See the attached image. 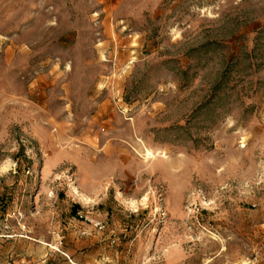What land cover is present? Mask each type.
I'll return each mask as SVG.
<instances>
[{
	"label": "rangeland",
	"instance_id": "rangeland-1",
	"mask_svg": "<svg viewBox=\"0 0 264 264\" xmlns=\"http://www.w3.org/2000/svg\"><path fill=\"white\" fill-rule=\"evenodd\" d=\"M248 260L264 0H0V264Z\"/></svg>",
	"mask_w": 264,
	"mask_h": 264
},
{
	"label": "built area",
	"instance_id": "built-area-1",
	"mask_svg": "<svg viewBox=\"0 0 264 264\" xmlns=\"http://www.w3.org/2000/svg\"><path fill=\"white\" fill-rule=\"evenodd\" d=\"M240 264H252L250 260L245 261V262H241Z\"/></svg>",
	"mask_w": 264,
	"mask_h": 264
},
{
	"label": "bare ground",
	"instance_id": "bare-ground-1",
	"mask_svg": "<svg viewBox=\"0 0 264 264\" xmlns=\"http://www.w3.org/2000/svg\"><path fill=\"white\" fill-rule=\"evenodd\" d=\"M146 154H147V156H153L149 151H146ZM147 158V157H146ZM79 194V193H78ZM76 196H77V194H76ZM85 199V198H84ZM83 199V200H84Z\"/></svg>",
	"mask_w": 264,
	"mask_h": 264
}]
</instances>
